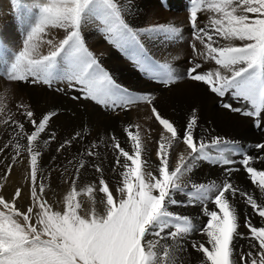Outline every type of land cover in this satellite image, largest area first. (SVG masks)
I'll return each mask as SVG.
<instances>
[{"label": "snow or ice", "instance_id": "1", "mask_svg": "<svg viewBox=\"0 0 264 264\" xmlns=\"http://www.w3.org/2000/svg\"><path fill=\"white\" fill-rule=\"evenodd\" d=\"M12 7L24 33L19 48L0 40V78L8 84L44 86L56 92L79 87L85 99L112 110L144 104L147 119L160 130L153 142L154 168L145 155L151 128L126 125L123 133L130 149L114 133L93 142L83 155L99 160L91 164L98 181L78 186L81 170L89 163L74 157L75 175L66 181L70 187L58 210L46 198L39 167L42 149L57 139L54 132L48 134L57 113L49 110L37 116L30 105H17L20 120L11 116L0 120L11 127L0 154L13 151L12 163L0 178L6 181L25 157L30 203L26 209L18 206L24 196L21 187L15 188L10 200L0 195V264H191L193 252L198 254L196 264H264V168L254 166L264 165V142L254 145L255 155L242 152L241 167H235L232 157L243 147L238 141L210 134L197 137V108L190 109L182 126L166 118L150 91L136 94L117 84L82 34L85 25L97 22L108 41L150 80L165 88L182 78L200 82L220 99L230 96L241 102V107L222 103L224 109L264 127V0H188L194 55L182 73L168 62L154 60L141 42L142 37L152 36L175 40L181 37V28L172 22L132 27L126 18L135 7L131 0L127 6L120 0H12ZM203 13L209 14L208 22L201 25ZM53 30H61L62 37ZM208 62L215 67L204 70ZM59 82L66 87H54ZM44 134L47 139H42ZM81 138L77 132L55 151H65ZM177 145L183 151L172 167ZM101 146L113 154L115 188L105 179L104 161L96 151ZM205 165L220 167L225 179L194 178ZM241 171L254 186L252 192L232 182V175ZM198 206L207 218L202 226L187 211ZM254 216L261 226L253 223ZM197 231L206 240H190ZM238 240L248 241L247 251L242 245L237 251Z\"/></svg>", "mask_w": 264, "mask_h": 264}, {"label": "rangeland", "instance_id": "2", "mask_svg": "<svg viewBox=\"0 0 264 264\" xmlns=\"http://www.w3.org/2000/svg\"><path fill=\"white\" fill-rule=\"evenodd\" d=\"M179 1L182 2L183 3L182 5L184 6V8H186V2H188V0H179ZM3 6H5V8ZM175 7H176V5H175ZM164 10L166 12H170L173 9L171 7V9L169 10V7L167 6V8H164ZM182 12L183 11H181L179 9V7H177L175 9V16L173 17V20L171 19L168 22H172L176 26L178 23V27H180L184 31L182 33L183 35H181L179 40L181 41L183 39L186 46L183 49V51L177 53L178 55H176L173 59H174V62H176L177 64L179 63L178 65L181 66L182 69L185 70L189 64L188 61L192 58L191 56L194 55L191 48H190V43H192L194 41L191 40L192 39L191 30L188 27V23L186 22L188 12L186 9L184 10V13H182ZM145 17H141L142 20L140 19V16L135 17L134 19L136 20V22L134 24L132 23L130 25L134 28H143V27L149 26V24H150L149 23V17H148V15H146ZM201 20H202V18L200 17L199 21H201ZM129 23H131V21ZM199 23H201V25L205 24V23L203 24L202 22H199ZM91 24L95 28L94 31L91 33V38L93 39V41L99 40L101 38L103 32L100 30V28L97 25V22H95V21L89 22L85 26L87 28H89L92 26ZM85 26H84V28H86ZM84 28H83V30H84ZM23 33H24V28L18 23V20L16 18V12L14 11V9L12 7V0H8V1L7 0H0V34L3 38L2 41L7 42L8 45L14 46L15 48H19L20 43H21L22 38H23ZM85 33H87V30L82 31L83 36H85ZM143 38L144 37L141 38V42L144 43V45H145L149 41H146ZM101 40L102 41H100V43H101L100 47L102 50H101V52H99V54H102V51H103V54L105 55V53L107 52V49L109 47L110 42L108 41L107 38L101 39ZM165 40L168 42L167 43L168 45L171 44V46H173V47L180 43V41H176V39L171 40V41L168 39H165ZM85 43H86L88 49L93 53V55L96 56L97 54L95 53L94 49L88 45L89 44L88 40L86 42V39H85ZM95 46L97 48L98 44ZM110 47L115 48L114 50L118 53V55H119L118 58L120 60L126 61V63L129 65H131L133 63L130 59H128V56L123 51H121L120 49L115 47L113 44ZM198 47H199V44H198ZM42 50L44 52H46L48 50L47 46H45ZM151 56L155 59L157 58L158 61L161 63L164 62L162 59L155 57L153 54H151ZM209 66H210V68H209ZM214 67H215V65L211 62L204 64V70L213 69ZM140 75L142 78H144V79L146 78V76H144L143 74L140 73ZM0 80H2V82L0 81V85H3V81H4L6 91H8V92L11 91V89H16V90L22 92L25 88V85L17 86L15 84H8L3 78H0ZM189 81L190 80L184 79L182 81H179L178 85L184 86L185 84L190 83L191 85L194 86V88L191 90V92H201L202 94H205L204 96H202L199 99L200 105L197 108L199 118H200L199 119L200 127H204V128L216 127L217 129H219V131H221L218 133L219 136H222V137H225L228 139H232V140H236V141L239 139L238 141L243 147L241 148L240 151L234 153L232 158L237 162L234 166L237 168L241 167L238 163V160L241 159V153L245 151V152H248L249 154L255 155L257 150L254 148V145L256 143L264 142V138H263L264 137V127H258L257 129H255L254 127H257V126H255V123L251 121L254 124V127H253V124H252V127H253L255 133L252 134V132L250 130L247 132V126L246 125L251 124V122L249 123L248 121H245L244 116H242L240 114H236L233 112L228 113V110L224 109L221 106L222 103L218 105V103H217L219 101L218 98L215 95H213L212 93H210L207 86H205L204 84H202L200 82H192V81L189 82ZM115 82L117 84L119 83L116 80H115ZM60 83H63V82H59L57 84L58 87L61 89H64L66 87L64 85L65 83H63L64 87L61 86ZM146 83H147L146 85L140 86L142 90L146 89L147 86H148V88H149V86H150V88L159 86V84L156 82L150 83L149 81H147ZM54 87H56V85ZM73 97H80V98L79 99H73ZM32 100H33V107H34V110H35L37 116H39L41 113L47 112L49 110H54L57 113L56 117H54V119L51 121V125L49 128L52 131L48 129V134H50L51 132L53 133L54 130H56V129H59V131L62 133V136L64 137L63 141L66 139H69L71 136L75 135L74 133H77V131L78 132L80 131V133L82 134V138L79 141L75 142L74 146L69 147L67 150L62 151L60 153H57L55 151V149L59 145L56 146L52 143L47 148L42 149L43 154L40 158L39 167H40V172L42 174V177L44 178V183L46 185V193H47L46 198L58 210L62 209L63 195L69 190V187H70V185L68 183H66V181H68L73 175H75V172H74L75 162L73 160L74 156L71 158V153H72L73 149H78V151H81V152H83V150H84V152H85L88 149L87 147L89 146V144L91 142V137L93 136V133L96 130H99L103 135H104V133H108L109 136L113 133L117 137L119 135L118 138L121 140L122 145L128 149H130V146L126 142V137H125V134L123 133L122 129L130 123L131 124L139 123L142 125V127L144 129H148L150 127L152 129L151 136L154 137V138L151 137V139L152 140L158 139V133H159L158 130H160V129H158L159 126L154 121L147 119V117L149 116V114H148L149 110L147 109V106L144 104H142V105L139 104L141 107L138 105V106H135V107H133L127 111H125V110L122 111L123 109L117 108V109H115L111 112H108V113H105L108 111V108H105L103 105L100 104L102 110L105 113L104 114L103 112L97 111L96 107L100 106L97 102L84 98V94H83V92H81L79 90V87H77L76 89L69 88L65 92H56L53 89L49 88L41 95H39V93L34 92V96H32ZM28 103H29V101L26 99V104L29 105ZM232 105H233V107H239V106H241V102L236 100L235 102L232 103ZM189 111L190 110H188L187 112L184 113L183 121H184V119H185V117ZM18 115H20V113ZM145 116H146V118H145ZM3 118L6 119L7 115L3 114ZM120 118L122 120H118ZM138 118H139V120H138ZM142 118H143V120H142ZM229 118H231V119H229ZM20 119H21V117L15 119V120H20ZM124 121H125V123H124ZM1 125H0L1 130L4 131V134L6 133L4 135V137L8 140L9 138H7V137L10 136L9 134L11 133V127L10 126L5 127L3 124H1ZM103 126H104V128H103ZM75 128H77V129H75ZM48 134H44L42 139L43 138L47 139ZM145 136H147V135H145ZM85 138H86V140H85ZM76 143H78V144H76ZM147 143H148V141H147ZM75 153H77V152H75ZM262 155H264V153H262ZM53 156L56 157L55 160L52 159ZM83 158L86 161H88L89 166L86 169L81 170L82 173L80 174L78 186H83V184L85 185V184L92 183L93 181H98V178H99V174L95 173L93 168L91 167L92 163H97V162H94L93 160H88L86 158V156H83ZM69 161H73V164L69 165V163H68ZM259 164L260 163L257 162L254 166H256L258 169L260 167L264 168V165H261V164L259 165ZM66 165H67V167H66ZM111 166L112 165H110V164L108 165V167L106 166L108 170L107 169L105 170L104 176H105V179H107L110 182V185L112 183L111 186L112 187L114 186L113 188H115V184L118 180V176L114 175L112 173ZM203 167H199L201 169H199V168L197 169L198 174L196 176L199 177V180L206 181L207 178H209V174H212L213 180H216L218 182L225 179L223 171L220 167H212V166L208 167V165H205ZM65 169H67V171H65ZM25 174H26V168L22 169L19 172V174L17 176L18 181L13 187L11 186L13 179L8 180V178L6 181L4 180L2 186L0 187V195L4 196L6 199H9V200L11 199L12 195L14 194L16 187H21L24 190V196L18 201V206L21 207V209L22 208L26 209V207L30 203V201L28 199V186H27L28 182L25 179V177H26ZM217 175L219 178L217 177ZM233 175L231 177L233 183L239 184L240 186L242 185L241 187H243V188H247V189L251 188V190L253 191L254 187L250 184L245 172H242V171L241 172H235ZM44 176H46V177H44ZM256 191L258 192V190H256ZM258 196H259V194L257 195V197ZM80 199L86 201V197L82 196ZM208 207H210L209 209L211 210L212 209L211 207H213V206L211 204H209ZM192 210L199 212V219L195 220V223L198 226H202L204 223H206L207 218L205 216H203L200 206L192 208ZM245 210H247V209H245ZM254 217H256V216H254ZM240 231L244 232V229L241 228ZM195 235L197 237L193 238V236H195ZM193 236L190 237V240L191 239H197L199 236L203 237L199 234V231H197ZM201 240H205V239L201 238ZM241 245L244 247L245 251L248 250V241L238 240L237 241V251H239V248ZM197 256L198 255H195L194 252L192 253L193 258H191V264H196Z\"/></svg>", "mask_w": 264, "mask_h": 264}, {"label": "bare ground", "instance_id": "3", "mask_svg": "<svg viewBox=\"0 0 264 264\" xmlns=\"http://www.w3.org/2000/svg\"><path fill=\"white\" fill-rule=\"evenodd\" d=\"M8 1V0H7ZM120 2L127 6V4L129 3V0H120ZM131 2L135 5L134 9L127 15V20L128 22L131 21L130 24H134L136 22V20L134 19L135 17L140 16V19L142 20L141 17H145L146 15H148L149 17V25H155L158 23H165L170 21L171 19L173 20V17L175 16V9L177 7H179V9L181 11H183L182 13H184V10L188 8V2H186V8H184V6L182 5L183 3L180 2L179 0H131ZM7 4V3H6ZM170 4V5H169ZM5 5V4H4ZM176 5V7H175ZM2 6V5H1ZM167 6L169 7V10L172 9L170 12H166L164 10V8H167ZM171 6V7H170ZM5 8V6H3ZM164 7V8H163ZM140 12V13H139ZM135 13V14H134ZM144 14V15H143ZM177 14V13H176ZM209 14L208 13H203L201 14V18L202 20L199 22H202L203 24L207 23V16ZM146 18V17H145ZM187 22V21H186ZM201 24V23H200ZM92 25V24H91ZM178 26V23H177ZM86 27V26H85ZM189 27V26H188ZM185 28V27H184ZM94 27L93 25L89 28H84V30H87V33H85L84 38L86 39V42L88 40L89 42V46L91 48L94 49L95 53L98 55H96L95 57L97 58V60L99 61L101 67H103L112 77L114 80L118 81L119 85L121 87L127 88L130 91H132L133 93H143V92H151L157 99H156V105L159 109V111L162 113V115H164L166 118H169L171 120H175L177 122L178 125L183 124V118H184V113L187 112L188 110L192 109V108H198L200 105L199 99L204 96L205 94H202L201 92H191V90L194 88L193 85H191L190 83L183 85H178L179 81L182 80H188L186 78H182L180 79L178 82H176L174 85L165 88L163 85L157 86V87H153V88H147L142 90L141 89V85H146L147 81H149L150 83H154L155 81L150 80L144 73H142L138 67H136L133 63L131 65L127 64L126 61L124 60H120L118 58V53L114 50L115 48H111L110 46L112 45L111 43L109 44V47L107 49V52L105 53V55L103 54H99V52H101V43L100 41H102L101 39H105V35L102 34L101 38L99 40H95L93 41V39L91 38V33L94 31ZM82 30V31H84ZM182 30V29H181ZM186 31V30H185ZM184 31L182 30V33ZM189 32V31H188ZM53 34L54 35H58L60 37H62L63 32L61 30H53ZM189 34V33H188ZM183 35V34H182ZM190 35V34H189ZM96 36V35H95ZM97 39V38H96ZM143 39H145L146 41H149L148 43H146L145 47L146 49H148L149 53L153 54L155 57H158L160 59H162L164 62H168L172 65V67L174 68V70L177 73H182L185 70L182 69L181 66H179L176 62H174V57L176 55H178L177 53L183 51V49L185 48V42L183 41V39L180 41L179 38L176 39V41H180V43L176 46H171L168 45L167 41L163 38V37H144ZM190 39V38H189ZM0 40H3L1 34H0ZM192 40V39H191ZM190 40V41H191ZM171 41V40H170ZM188 41V40H187ZM98 44V47L96 48L95 45ZM177 44V43H176ZM103 48V47H102ZM150 54V55H151ZM192 55V54H191ZM152 57V56H151ZM193 57V56H191ZM153 58V57H152ZM129 59V58H128ZM154 60H156L155 58H153ZM182 59V58H181ZM158 61V59L156 60ZM159 62V61H158ZM191 65L188 64V67H190ZM210 68V66H209ZM143 74L144 76H146V80L144 78L141 77L140 73ZM2 82V80H0ZM190 82V81H189ZM157 83V82H156ZM61 86H63V83H60ZM65 85V84H64ZM56 87H58V85H56ZM64 87V86H63ZM47 89L44 86H36L33 87L32 85L28 84L25 85V88L22 92L16 90V89H11V91H6L5 88V84L3 81V85H0V120H3V114H6L7 117L11 116L13 119H17L20 118L21 116L18 115L20 113V109L17 107V105L19 104H26V99L29 101V105H31L32 109L34 110L33 107V100H32V96H34V92L39 93V95L43 94ZM214 95V94H213ZM217 97V96H216ZM218 98V97H217ZM36 100V99H35ZM218 105L221 103H233L236 100L231 98L230 96L224 99H220L218 98ZM99 104V103H98ZM58 105V104H57ZM100 105V104H99ZM142 105V104H141ZM217 105V106H218ZM91 106V105H90ZM140 106V105H139ZM58 107V106H57ZM135 107V106H134ZM141 107V106H140ZM241 107V106H239ZM61 108V107H60ZM146 108V107H145ZM216 108V107H215ZM42 109V108H41ZM97 111L103 112L101 108V105L96 107ZM66 110V109H65ZM87 110V109H86ZM89 110V109H88ZM46 111V110H45ZM67 111V110H66ZM113 111L112 109H108L107 112H111ZM124 111V110H122ZM92 112V111H91ZM129 112V111H128ZM136 112V111H135ZM144 112V111H143ZM146 112V111H145ZM59 113V112H58ZM77 113V112H76ZM84 113V112H83ZM104 113V114H105ZM127 113V112H126ZM140 113V112H139ZM228 113H231L230 111H228ZM65 114V113H64ZM110 114V113H109ZM115 114V113H114ZM119 114V113H118ZM132 114V113H131ZM145 114V113H144ZM149 114V113H148ZM18 115V116H17ZM102 115V114H101ZM129 115V114H128ZM134 115V114H133ZM139 115V114H138ZM60 116V115H59ZM58 116V117H59ZM125 116V115H124ZM135 116V115H134ZM17 117V118H16ZM56 117V116H55ZM102 117V116H101ZM141 117V116H140ZM139 117V118H140ZM60 118V117H59ZM87 118V117H86ZM123 118V117H122ZM138 118V120H139ZM146 118V116H145ZM241 118V117H240ZM126 119V118H125ZM135 119V118H134ZM200 119V118H199ZM231 119V118H229ZM66 120V119H65ZM118 120H122L121 118ZM143 120V118H142ZM147 120V119H146ZM245 121H248L249 123L253 120L247 119L244 117ZM55 121V120H54ZM88 121V120H87ZM148 121V120H147ZM217 121V120H216ZM96 122V121H95ZM122 122V121H121ZM212 122V121H211ZM251 122V124H247V132L250 130L253 133H255L253 127L254 124ZM69 123V122H68ZM125 123V121H124ZM209 123V122H208ZM81 124V123H80ZM131 124V123H130ZM152 124V123H151ZM253 124V127H252ZM1 125V124H0ZM53 125V124H52ZM79 125V124H78ZM101 125V124H100ZM145 125V124H144ZM149 125V124H148ZM155 125V124H154ZM153 125V126H154ZM226 125V124H225ZM2 126V125H1ZM1 126H0V147L3 146L4 143L7 142V139L4 137V131L1 130ZM63 126V125H62ZM122 126V125H121ZM256 126V124H255ZM148 127V126H147ZM210 127V126H209ZM50 128V127H49ZM71 128V127H70ZM101 128V127H100ZM104 128V126H103ZM150 128V127H149ZM255 129H257L258 127H254ZM5 129V128H4ZM77 129V128H75ZM109 129V128H108ZM156 129V128H155ZM159 129V127H158ZM30 130V129H29ZM51 130V129H49ZM74 130V129H73ZM84 130V129H83ZM123 130V129H122ZM205 130H208V132L206 133ZM52 131V130H51ZM50 131V132H51ZM93 131V130H92ZM103 131V130H102ZM154 131V130H153ZM71 132V131H70ZM76 132V131H75ZM78 132V131H77ZM80 132V131H79ZM159 132V130H158ZM221 132L219 131V129H217L216 127H212V128H204V127H199L197 129V137H202L205 136L206 134H210V135H218V133ZM240 132V131H239ZM52 133V132H51ZM54 133L56 134L57 139L55 141L52 142V144L54 145H59V143L63 142L64 137L62 136V133L59 131V129L54 130ZM64 133V132H63ZM83 133V132H82ZM157 133V132H156ZM75 134V133H74ZM10 135V134H9ZM71 135V134H70ZM122 135V134H121ZM147 135V133L145 134ZM223 135V134H222ZM250 135V134H249ZM7 136V135H6ZM90 136V135H89ZM109 136L108 133H104V135L99 131L96 130L93 133V136L91 137V142L89 144V146L87 148L90 147V145L93 142L99 143L101 138H107ZM119 137V135H118ZM153 137V136H151ZM9 138V136L7 137ZM46 138V137H45ZM154 138V137H153ZM257 138V137H256ZM264 138V137H263ZM44 139V138H43ZM124 139V138H123ZM86 140V138H85ZM239 140V139H238ZM237 140V141H238ZM256 140V139H255ZM125 141V140H124ZM155 139H151L148 140L147 143V152L145 153L146 157L149 158V165L154 168L155 164L157 163L156 161V157H155V153H154V142ZM239 142V141H238ZM245 142V141H244ZM249 142V141H248ZM21 143H24V141H21ZM82 143V142H81ZM86 143V142H85ZM250 143V142H249ZM78 144V143H76ZM247 145V144H246ZM251 145V144H250ZM78 146V145H77ZM80 146V145H79ZM130 146V144H129ZM245 146V145H244ZM252 146V145H251ZM246 147V146H245ZM53 149V148H52ZM86 149V148H85ZM251 149V148H250ZM241 150V149H240ZM239 150V151H240ZM244 150V149H243ZM96 151H98L100 153V160L104 161V168L105 170L107 169L108 165L110 163V161H112L113 158V154L109 149H106L104 146H101L100 148L96 149ZM183 151V146L182 145H177L176 148L174 149V153L172 156V167L175 166L176 163V155L180 152ZM46 152V151H45ZM44 152V153H45ZM77 152V153H75ZM245 152V151H244ZM47 153V152H46ZM69 153V152H68ZM85 152L83 150V152L78 151V149H73L72 153H71V158L74 156H81L83 157ZM43 154V152H42ZM254 154V153H253ZM13 155V151L11 148L7 149L3 154H0V172H3L6 165L12 163V160L10 159V157ZM88 160L89 158L86 157ZM240 159V158H239ZM94 162H99V160H95L94 158L92 159ZM92 161V162H93ZM239 161V160H238ZM75 162V161H74ZM114 162V161H113ZM70 165V164H69ZM68 165V166H69ZM260 165V164H259ZM42 166V165H41ZM107 166V167H106ZM67 167V165H66ZM70 167V166H69ZM209 167V166H208ZM256 167V166H255ZM27 169V164L25 162V157H21L20 161H18L15 164V167L13 168V171L11 173V175L8 177V180L13 179L11 186L13 187L16 183H17V176L19 174V172L22 169ZM204 168V167H203ZM262 168V167H260ZM201 169V168H199ZM216 169V168H215ZM108 170V169H107ZM110 170V169H109ZM214 170V169H213ZM25 171V170H24ZM202 171V170H201ZM211 171V170H210ZM23 173V172H22ZM47 173V172H46ZM82 173V172H81ZM80 173V174H81ZM48 174V173H47ZM112 174V173H111ZM198 174V170L195 171L194 173V178H198V176H196ZM217 174V173H216ZM220 174V173H219ZM26 175V174H25ZM90 175V174H89ZM244 175V174H243ZM242 175V176H243ZM82 176V175H81ZM220 176V175H219ZM234 176V175H233ZM246 176V175H245ZM46 177V176H44ZM206 177V176H205ZM213 175L209 174V178H207V180H213ZM216 177V176H215ZM218 177V175H217ZM236 177V176H235ZM219 178V177H218ZM244 178V177H243ZM96 179V178H95ZM201 179V178H200ZM235 179V178H234ZM110 180V179H109ZM4 182V179L0 178V187L2 186ZM218 182V181H217ZM236 182V181H235ZM248 184V183H247ZM84 185V184H83ZM112 185V183H111ZM116 186V184H115ZM242 186V185H241ZM114 187V186H113ZM254 187V186H253ZM247 189V188H245ZM57 190V189H56ZM249 192H252L251 188L247 189ZM254 190V189H253ZM8 194V193H7ZM6 194V195H7ZM256 194L258 195L259 192L256 191ZM23 204V203H22ZM21 205V204H20ZM26 207V206H25ZM27 208V207H26ZM210 208V207H209ZM212 208V207H211ZM23 209V208H22ZM189 213H191L193 215V217L195 218V220L199 219V212H196L194 210H192V208H189L187 210ZM194 211V212H193ZM248 211V210H245ZM198 213V214H197ZM201 213V212H200ZM201 219V218H200ZM253 219V223L256 226H261V220L258 216L256 217H252ZM198 223V222H197ZM244 229V228H243ZM244 232H246V229H244ZM198 234V233H197ZM200 234V233H199ZM197 236H193V238H196ZM201 238L206 240V237H198L195 240L200 241ZM195 255H198L197 253H195ZM194 256V255H193ZM193 258V257H192ZM187 259V257H186ZM194 262V261H193Z\"/></svg>", "mask_w": 264, "mask_h": 264}]
</instances>
